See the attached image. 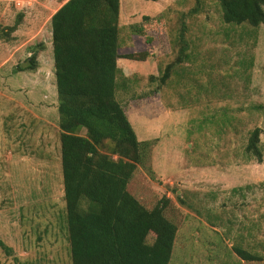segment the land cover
<instances>
[{
    "label": "rangeland",
    "instance_id": "1",
    "mask_svg": "<svg viewBox=\"0 0 264 264\" xmlns=\"http://www.w3.org/2000/svg\"><path fill=\"white\" fill-rule=\"evenodd\" d=\"M66 1L0 0V264H71L50 24ZM118 26L119 54L148 53L118 59L116 97L149 143L127 188L177 226L168 264H264V25L224 23L217 0H120Z\"/></svg>",
    "mask_w": 264,
    "mask_h": 264
},
{
    "label": "trees",
    "instance_id": "2",
    "mask_svg": "<svg viewBox=\"0 0 264 264\" xmlns=\"http://www.w3.org/2000/svg\"><path fill=\"white\" fill-rule=\"evenodd\" d=\"M217 1L224 23L264 25V0ZM119 10L120 0H67L50 18L71 264H168L177 226L164 216V205L147 209L127 188L149 143L137 139L116 97L118 59L148 53L119 54ZM176 31L175 61L188 60L184 20ZM35 58L29 56L26 69H36ZM172 68L165 66L161 84ZM259 134L258 127L249 132L245 153L260 162ZM234 250L243 260H261Z\"/></svg>",
    "mask_w": 264,
    "mask_h": 264
},
{
    "label": "crops",
    "instance_id": "3",
    "mask_svg": "<svg viewBox=\"0 0 264 264\" xmlns=\"http://www.w3.org/2000/svg\"><path fill=\"white\" fill-rule=\"evenodd\" d=\"M135 131V130H134ZM136 133V132H135Z\"/></svg>",
    "mask_w": 264,
    "mask_h": 264
}]
</instances>
